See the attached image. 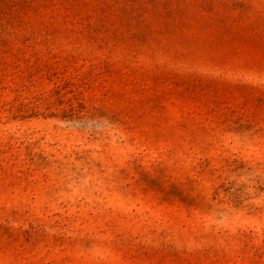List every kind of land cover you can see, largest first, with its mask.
Listing matches in <instances>:
<instances>
[{
  "label": "rangeland",
  "instance_id": "1",
  "mask_svg": "<svg viewBox=\"0 0 264 264\" xmlns=\"http://www.w3.org/2000/svg\"><path fill=\"white\" fill-rule=\"evenodd\" d=\"M0 264H264V0H0Z\"/></svg>",
  "mask_w": 264,
  "mask_h": 264
}]
</instances>
